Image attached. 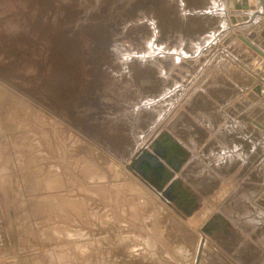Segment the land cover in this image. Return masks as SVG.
<instances>
[{
    "label": "rangeland",
    "instance_id": "obj_1",
    "mask_svg": "<svg viewBox=\"0 0 264 264\" xmlns=\"http://www.w3.org/2000/svg\"><path fill=\"white\" fill-rule=\"evenodd\" d=\"M262 12L264 0H0V249H14L21 182L58 179L40 195L68 204L85 158L139 194L114 213L72 202L47 223L64 231L54 264H264ZM83 228L102 233L85 263Z\"/></svg>",
    "mask_w": 264,
    "mask_h": 264
},
{
    "label": "crops",
    "instance_id": "obj_2",
    "mask_svg": "<svg viewBox=\"0 0 264 264\" xmlns=\"http://www.w3.org/2000/svg\"><path fill=\"white\" fill-rule=\"evenodd\" d=\"M79 174L78 184H76L77 192L79 193L78 199L76 201H66L68 204L61 203L56 199L54 201L46 200L45 197L40 195L41 193H46V188L51 194L52 189L58 183V179L54 182L53 180L46 182L44 180H35L33 175L34 179L31 182H21L22 189L19 191L17 197L15 196L14 198V226L12 231L14 249L13 252L7 251L4 248L0 249V264H8L7 260L10 261L9 264H11V260L15 264H22L31 259L36 261V264H41L43 260H45V264H54L55 252L53 245L55 240L60 241L55 239V233L63 234L64 231L55 229L53 224L47 223L52 222L54 218L62 222V220L68 219L66 216L68 215V211L77 212L71 207L72 202H77L79 204H77L78 212L84 213L87 198L93 195L101 200L100 202L105 204V206L109 205L108 207L114 213L120 207L119 204L123 201L125 195L129 193L139 194L138 191H135L134 184L130 180H121L117 176L110 177L109 179L103 178L100 170L98 172L96 169V165L90 161L87 163L85 158H83V166L80 167ZM98 174V180L100 182L104 180L108 185H95ZM50 175L53 177L51 173ZM86 179L92 180L93 184L88 187L86 181L89 180ZM73 184V182H68L67 185H70V188ZM141 207L143 206L141 205ZM54 212H56V215H54ZM108 218L109 221L115 222V220L119 219V215L114 214L113 217L110 216ZM105 224H107L106 221ZM78 235L79 250L75 251L74 255L79 256L78 259H83L85 263V257L89 256L90 251L101 252L102 233L99 229L83 228V230H79ZM63 257V255H58L59 259ZM94 264H97L96 261Z\"/></svg>",
    "mask_w": 264,
    "mask_h": 264
},
{
    "label": "bare ground",
    "instance_id": "obj_3",
    "mask_svg": "<svg viewBox=\"0 0 264 264\" xmlns=\"http://www.w3.org/2000/svg\"><path fill=\"white\" fill-rule=\"evenodd\" d=\"M260 2H262V4H263V0H260ZM259 8H261V7H259ZM263 10V9H262ZM261 11V10H260ZM262 13H264V12H262ZM239 156V155H238ZM262 210V209H261ZM260 214V213H259ZM246 216V215H245ZM250 216H252V215H250ZM259 215L257 214V217H258ZM247 217H248V215H247ZM253 217V216H252ZM249 218V217H248ZM261 218H262V216H261ZM258 219V218H257ZM249 220H250V218H249ZM254 220V219H253ZM252 220V221H253ZM256 220V219H255ZM253 221V222H256V221ZM258 221V220H257ZM246 222V221H245Z\"/></svg>",
    "mask_w": 264,
    "mask_h": 264
},
{
    "label": "water",
    "instance_id": "obj_4",
    "mask_svg": "<svg viewBox=\"0 0 264 264\" xmlns=\"http://www.w3.org/2000/svg\"><path fill=\"white\" fill-rule=\"evenodd\" d=\"M244 41H246V40H244ZM246 43H247L250 47L253 48V46H252L249 42L246 41ZM253 49H255V48H253Z\"/></svg>",
    "mask_w": 264,
    "mask_h": 264
}]
</instances>
